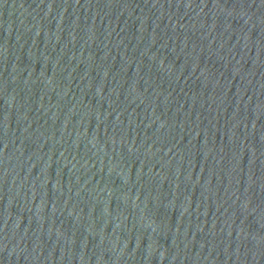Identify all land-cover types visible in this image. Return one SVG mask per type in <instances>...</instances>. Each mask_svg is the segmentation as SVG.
I'll return each mask as SVG.
<instances>
[{"label": "water", "instance_id": "obj_1", "mask_svg": "<svg viewBox=\"0 0 264 264\" xmlns=\"http://www.w3.org/2000/svg\"><path fill=\"white\" fill-rule=\"evenodd\" d=\"M0 264H264V0H0Z\"/></svg>", "mask_w": 264, "mask_h": 264}]
</instances>
